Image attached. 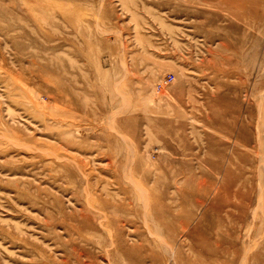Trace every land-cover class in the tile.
<instances>
[{"label":"rangeland","instance_id":"obj_1","mask_svg":"<svg viewBox=\"0 0 264 264\" xmlns=\"http://www.w3.org/2000/svg\"><path fill=\"white\" fill-rule=\"evenodd\" d=\"M0 264H264V0H0Z\"/></svg>","mask_w":264,"mask_h":264},{"label":"bare ground","instance_id":"obj_2","mask_svg":"<svg viewBox=\"0 0 264 264\" xmlns=\"http://www.w3.org/2000/svg\"><path fill=\"white\" fill-rule=\"evenodd\" d=\"M64 132H66V131H64ZM71 132V131H70ZM57 133V135H58V137L57 138H61V132H56ZM70 133H69V130H68V135H67V132H66V134H62V135H64V137H65V135H67V137L69 136V137H71L70 135H69ZM54 156H55V154H54ZM57 158V157H56ZM64 159H65V157H63ZM60 160V158L58 157L57 158V160ZM62 159V158H61ZM63 160V159H62ZM68 162V161H67ZM130 171V170H129ZM84 177H85V175H83ZM131 180V179H130ZM85 183H87V181L85 182ZM205 190H203V192H204ZM205 193V192H204ZM140 194V193H139ZM141 201H143V199L141 200ZM197 201H201V200H198V198H197ZM165 202V201H164ZM144 204V203H143ZM126 205V204H125ZM163 205V204H162ZM164 205H167V201H166V204H164ZM170 205V204H169ZM88 206V205H87ZM165 208V210L166 211H168L169 213H171V209H170V207L169 206H164ZM161 208H162V206H161ZM145 209V208H144ZM96 210V209H95ZM139 210V209H138ZM145 211V210H144ZM82 212V211H81ZM84 214H85V216L83 217L84 218V220L81 222V224H80V226L78 227V229H81L83 226H85L87 223H88V221H89V213H88V210L87 209H84ZM93 216V215H92ZM146 216V215H145ZM164 216V215H163ZM93 218V217H92ZM116 218V217H115ZM124 220V219H123ZM128 220V219H127ZM89 226H92V227H95L94 226V224L92 223V224H89ZM190 233H193V231H190ZM116 241V243H117V246H119V247H121L122 248V250L124 251V253H127L128 251H129V248L128 247H126L124 244H123V242H122V237H121V234L117 231V235H116V237H115V239H114V241L113 242H115ZM125 243H127V242H125ZM144 243V242H143ZM129 245V244H128ZM129 246H132V245H129ZM140 247V246H139ZM138 247V248H139ZM136 249H137V247H135ZM140 248H142V247H140ZM140 251V250H139ZM81 253V252H80ZM135 253V252H134ZM128 254V253H127ZM151 254V253H150ZM137 255H139V254H137ZM156 255V254H155ZM93 260V259H92Z\"/></svg>","mask_w":264,"mask_h":264},{"label":"built area","instance_id":"obj_3","mask_svg":"<svg viewBox=\"0 0 264 264\" xmlns=\"http://www.w3.org/2000/svg\"><path fill=\"white\" fill-rule=\"evenodd\" d=\"M172 81V76L171 75H168V76H164L162 79H160L158 82H157V87H162L168 83H170Z\"/></svg>","mask_w":264,"mask_h":264}]
</instances>
